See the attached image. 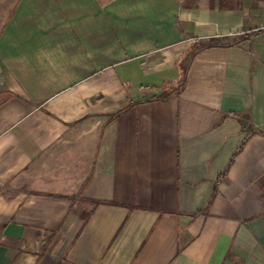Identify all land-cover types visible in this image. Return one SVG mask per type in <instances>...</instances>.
I'll return each mask as SVG.
<instances>
[{
    "label": "crops",
    "instance_id": "1",
    "mask_svg": "<svg viewBox=\"0 0 264 264\" xmlns=\"http://www.w3.org/2000/svg\"><path fill=\"white\" fill-rule=\"evenodd\" d=\"M0 264H264V0H0Z\"/></svg>",
    "mask_w": 264,
    "mask_h": 264
},
{
    "label": "trees",
    "instance_id": "2",
    "mask_svg": "<svg viewBox=\"0 0 264 264\" xmlns=\"http://www.w3.org/2000/svg\"><path fill=\"white\" fill-rule=\"evenodd\" d=\"M217 45H220L219 42L214 40V41H210L208 44L201 46V48H209V47H214ZM183 82H184V80H183Z\"/></svg>",
    "mask_w": 264,
    "mask_h": 264
}]
</instances>
